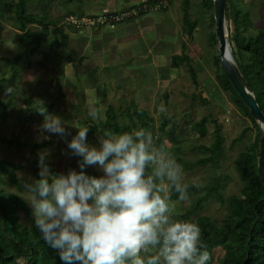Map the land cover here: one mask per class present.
Returning a JSON list of instances; mask_svg holds the SVG:
<instances>
[{
	"label": "rangeland",
	"instance_id": "obj_1",
	"mask_svg": "<svg viewBox=\"0 0 264 264\" xmlns=\"http://www.w3.org/2000/svg\"><path fill=\"white\" fill-rule=\"evenodd\" d=\"M188 1L189 20L196 23L191 38H186L182 29L181 0H156L153 4L145 1L146 4L142 5L149 7L145 13L160 14L161 19L156 24L157 35L153 38L151 34L144 35L131 43H111L115 33L105 25L87 27L89 25L82 24L76 28L70 21L73 17L86 18L102 11L119 13L129 5L116 6V10L98 8L93 14H82L76 10L75 0H29L25 4L26 10L35 14L44 25L28 26L40 35V45L28 56L27 61H21L20 64L18 62L14 69L12 67L15 77L11 87L14 91L8 108L9 115L0 122V134L11 143L9 146L0 143V158L17 163L20 168L15 171L16 182L12 183L3 176L4 181L0 183V188L5 193L21 196L29 209V221L34 223L28 203L30 194L25 191L23 184L35 179V170L39 173L38 153H48L46 162L55 174L67 173L70 169L77 171L78 157L71 155L66 144V140H71L72 135L78 131L75 127H81L82 124L87 126L90 129L87 142L96 144L97 135H103L97 130L104 119L106 108L110 106L116 114L123 116L125 107L130 103V109L133 105H146L144 110L146 109L153 120L148 131L153 134L156 145H163L172 156L190 163L207 154L195 147L212 142L214 125L211 120H214L219 125L223 138V158L217 163L214 182L222 185L221 192L225 197L238 194L240 181L233 169L232 159L247 147L255 149L257 129L231 101L229 93L221 88L216 79V69L212 61L213 54L217 53L216 44L209 41V31H213V20L210 19L213 10L202 9L200 0ZM233 1L232 11H246L251 20V27L242 34H253L256 29H264V0ZM15 2L16 0H0V13L3 15L0 17V76L4 78L12 73L10 62L5 58H11L24 46L33 45V41H18L12 9ZM140 2L131 6L144 3ZM135 17L137 16L133 18ZM125 20L128 19L122 21ZM119 23H116V27ZM93 29L105 32L102 40L86 32ZM225 33L229 45L232 26L226 20ZM59 34L64 37L60 39ZM57 40H61L62 44L57 45ZM106 48L108 51L105 53ZM181 50L190 58V64L195 70V84L183 64L175 69L170 67V58ZM108 53L113 54V60L107 57L102 60ZM134 56L141 60H133ZM105 60L107 63L104 66ZM94 63H101V67L104 66L103 71L101 67L95 68ZM156 64H159L158 68H155ZM26 95L30 96L32 105L43 103L44 106L38 111L28 109L23 102ZM191 95L194 97L191 98ZM145 96L148 98L146 104L139 102ZM92 109L98 113L95 120L89 115ZM40 113L60 117L71 135L62 139L58 135L42 132L39 126L43 123L44 116ZM203 116L207 117L206 132L203 137H199L190 128V123ZM117 118L122 122V119L118 116ZM162 118L167 120L165 130L170 127L171 120L175 122V144L171 145L165 132L158 129ZM124 120L126 121V117ZM92 124H97L94 130ZM48 139L52 141L38 146ZM176 149L178 150L175 154ZM87 169L89 175H102L97 167ZM183 173L184 183H203L210 174V167L207 164L193 165L191 171L183 169ZM165 188L167 191L166 185ZM178 195L174 192L170 199L171 215L176 220L193 222L192 217H181L188 201H180ZM223 212L224 205L209 199L199 213L219 220ZM19 214L21 223L27 225L28 221ZM221 255L222 250L215 248L212 264H218Z\"/></svg>",
	"mask_w": 264,
	"mask_h": 264
},
{
	"label": "clouds",
	"instance_id": "obj_2",
	"mask_svg": "<svg viewBox=\"0 0 264 264\" xmlns=\"http://www.w3.org/2000/svg\"><path fill=\"white\" fill-rule=\"evenodd\" d=\"M12 92L5 88L4 95ZM40 114L42 132L62 139L71 135L60 117ZM89 115L98 118L95 109ZM75 128L66 144L80 170L55 174L48 153L41 152L39 178L23 184L34 226L62 264H207L211 254L199 225L170 212V191L180 201L189 197L183 167L156 145L153 134L144 128L105 131L89 144L90 129ZM88 167L102 175L87 174Z\"/></svg>",
	"mask_w": 264,
	"mask_h": 264
},
{
	"label": "trees",
	"instance_id": "obj_3",
	"mask_svg": "<svg viewBox=\"0 0 264 264\" xmlns=\"http://www.w3.org/2000/svg\"><path fill=\"white\" fill-rule=\"evenodd\" d=\"M29 0H16L13 5V19L19 33L16 34L19 42L33 41V45L24 46L11 58H5L10 62V69L21 61H27L29 55L33 54L39 47L40 35L28 28L30 25H44L39 22L38 17L26 10V3ZM156 0L151 1L153 4ZM142 4L133 7H140ZM234 1L224 0V19L232 26V35L229 46L230 54L248 85L259 109L264 114V29H256L253 34H242L251 27L249 13L240 12L239 9L232 11ZM188 0H181V14L183 32L186 38H191L196 23L189 20ZM200 7L204 10L212 9V0H200ZM129 8V7H128ZM148 8H146V11ZM140 12L138 15L144 14ZM2 12L0 17H2ZM127 17L126 19H131ZM213 20L212 15L210 16ZM212 23V22H211ZM47 24V23H46ZM228 29V26H226ZM46 29V26H44ZM60 39L63 38L59 34ZM209 41L216 44L214 32L209 31ZM229 41V38H228ZM61 45L62 41H55ZM212 61L216 69V79L224 91L230 95L231 101L242 111L243 115L249 118L256 127L257 133L254 138V147H247L238 152L232 159V166L240 181L238 194L225 197L221 192L222 185H217L214 180L217 175L218 161L223 158V138L220 134L219 125L211 120L213 129V140L209 145H198L195 148L207 153L201 158L190 163L180 157L173 155L186 171H191L193 165H208L210 174L203 183H188L189 197L187 205L181 214L182 218L192 217V221L201 228V241L206 250L211 254V259L207 264H212L213 250L220 248L222 255L218 258V264H264V131L259 129L257 122L252 119L246 106L233 89L230 81L225 75L217 53L213 54ZM170 67H178L183 64L190 76L191 81L196 83V74L190 64V58L181 50L170 58ZM14 71L7 77L0 76V122L5 120L11 105V95H4L5 88H11L14 83ZM2 84V85H1ZM14 91V90H13ZM165 96V95H164ZM194 97L191 95V98ZM23 102L30 110L38 111L43 103L32 105L30 96L26 95ZM132 105V103H130ZM130 105L125 107L123 116L116 114L112 107H107L104 112V119L99 124L97 132L104 134L105 131L113 133L130 132L135 129H149L153 122L151 116L142 108ZM118 112V111H117ZM117 116L122 119L118 121ZM126 117V121L124 118ZM207 117L203 116L196 122L190 123V128L196 132L197 136L203 137L206 132L205 124ZM167 120L162 118L158 124V129L164 131L166 138L171 145L175 144L174 121L171 120L170 127L165 130ZM93 130L97 124H92ZM48 139L40 145L50 143ZM0 143L8 146L11 141L5 139L0 134ZM176 148V147H175ZM175 150V154L177 153ZM79 159V158H78ZM20 165L0 158V183L6 176L12 183L16 182L15 171ZM78 169L77 171H79ZM88 172H91L87 169ZM38 171H34L35 179L39 178ZM197 185H200L199 187ZM170 199L174 196V191L169 192ZM215 200L220 205H224V212L219 220L213 219L199 212L204 204L209 200ZM28 221L23 225L20 221V214ZM204 250V249H201ZM0 264H62L58 253L51 249L42 239L40 233L35 228L34 223L29 221V209L24 204L21 196L15 193H5L0 188Z\"/></svg>",
	"mask_w": 264,
	"mask_h": 264
},
{
	"label": "crops",
	"instance_id": "obj_4",
	"mask_svg": "<svg viewBox=\"0 0 264 264\" xmlns=\"http://www.w3.org/2000/svg\"><path fill=\"white\" fill-rule=\"evenodd\" d=\"M72 1L73 0H71V2ZM140 1L141 2H145V1L151 2L153 0H75L74 3H76V4L74 6H75L76 10L78 12L80 11L82 14H90V13L93 14L95 11L98 10V8H100V9L106 8V9L116 10V6H120V7H124V6H128V5L131 6V4H135L136 2H140ZM163 1H166V0H163ZM94 8L95 9L97 8V9L94 10ZM147 14H148V12L141 14L135 18H132V19L120 21L119 26H117V27H116V25H114V27L111 30H114L115 34L111 38V40H112L111 43H119V42L123 43L126 41L131 43L134 39L139 38V37L144 36V35H148V34H151V38L155 37L157 35L156 33L158 32V26L156 25L158 22L157 20H160L161 16L159 13H151L148 15ZM163 22L164 21H162V23ZM16 31H18V33H19V30H17V28H16ZM86 32L90 33L89 35H91V36L100 37L101 40H102L104 33H105V32H103V30H95V29H93V31L91 30V31H86ZM158 34H159V36H161L160 33H158ZM63 37H64V35H63ZM132 37H134V38H132ZM107 51L108 50L106 48L105 53ZM96 54H98V53H96ZM97 56L101 57V55H97ZM106 57L109 58L110 60H113V58H114L112 53H108V54H105L103 56L102 60L106 59ZM134 59L141 60L140 57H136V56L133 57V60ZM103 63L105 66L107 61L105 60ZM96 64L97 63H94L95 68L101 67V63H99V65H96ZM104 66L101 67V71H103L102 69L104 68ZM158 67H159V64L158 65L156 64L155 68H158ZM172 68L175 69L177 67H172ZM33 76H35V74H33ZM64 83H66V82H64ZM58 91H61V90H58ZM147 99L148 98H146V96H145V99H141V101H139V102H143V103L145 102L144 104H146ZM144 106H146V105H144ZM144 106L143 107L138 106V107L144 109L145 108Z\"/></svg>",
	"mask_w": 264,
	"mask_h": 264
},
{
	"label": "water",
	"instance_id": "obj_5",
	"mask_svg": "<svg viewBox=\"0 0 264 264\" xmlns=\"http://www.w3.org/2000/svg\"><path fill=\"white\" fill-rule=\"evenodd\" d=\"M212 10L213 32L220 65L233 89L240 97L242 103L246 106L252 119H254L259 128L264 131V114L259 109L248 85L238 71L230 54L225 33L224 0H212Z\"/></svg>",
	"mask_w": 264,
	"mask_h": 264
},
{
	"label": "built area",
	"instance_id": "obj_6",
	"mask_svg": "<svg viewBox=\"0 0 264 264\" xmlns=\"http://www.w3.org/2000/svg\"><path fill=\"white\" fill-rule=\"evenodd\" d=\"M146 8L149 9V7H145L144 5H141L140 7H133L130 6L127 9L116 13V12H108V11H102L101 13H96L90 16H87L86 18H76L73 17V19H69L72 21V24L77 28L80 25H89L90 26H96V25H105L108 28H113L114 25H116L117 22L122 21L123 19H126L127 17H132L138 15L140 12L146 11Z\"/></svg>",
	"mask_w": 264,
	"mask_h": 264
}]
</instances>
